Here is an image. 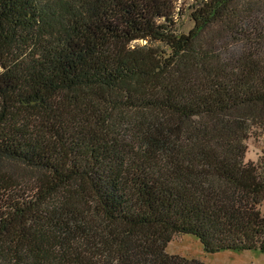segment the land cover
Returning a JSON list of instances; mask_svg holds the SVG:
<instances>
[{
  "label": "trees",
  "instance_id": "obj_1",
  "mask_svg": "<svg viewBox=\"0 0 264 264\" xmlns=\"http://www.w3.org/2000/svg\"><path fill=\"white\" fill-rule=\"evenodd\" d=\"M0 0V264L264 253V0ZM144 41V44H134Z\"/></svg>",
  "mask_w": 264,
  "mask_h": 264
},
{
  "label": "rangeland",
  "instance_id": "obj_2",
  "mask_svg": "<svg viewBox=\"0 0 264 264\" xmlns=\"http://www.w3.org/2000/svg\"><path fill=\"white\" fill-rule=\"evenodd\" d=\"M199 0H177V32L188 33L194 26L193 8ZM137 41L134 44H144ZM264 158V131L257 132L247 140L246 160L257 161ZM264 213V203L261 207ZM169 254L199 259L206 264H264V253L259 250L234 251L224 250L208 253L200 240L191 234H176L167 246Z\"/></svg>",
  "mask_w": 264,
  "mask_h": 264
}]
</instances>
